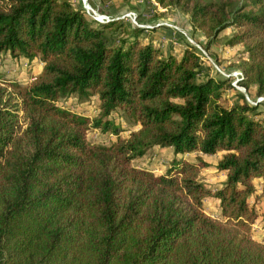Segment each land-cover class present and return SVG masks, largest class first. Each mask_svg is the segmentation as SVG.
I'll list each match as a JSON object with an SVG mask.
<instances>
[{"label": "trees", "instance_id": "16d2710c", "mask_svg": "<svg viewBox=\"0 0 264 264\" xmlns=\"http://www.w3.org/2000/svg\"><path fill=\"white\" fill-rule=\"evenodd\" d=\"M189 14L206 48L220 33L246 46L241 86L264 98V0H155ZM91 3V2H90ZM122 20L97 21L70 0H0V57L45 62L36 81H0V264H264V243L249 232L254 179L264 180V104H225L227 78L200 79V50L178 57ZM112 30V31H111ZM97 94L90 118L58 102ZM139 124L127 138L114 114ZM99 129L117 138L88 139ZM175 155L224 151L213 189L210 164L175 157L164 174L134 166L153 147ZM264 194V184H263ZM219 201L225 220L208 215Z\"/></svg>", "mask_w": 264, "mask_h": 264}, {"label": "rangeland", "instance_id": "374dc122", "mask_svg": "<svg viewBox=\"0 0 264 264\" xmlns=\"http://www.w3.org/2000/svg\"><path fill=\"white\" fill-rule=\"evenodd\" d=\"M70 1L77 7H83L86 14L87 9L85 6L91 2L92 5H89L97 15L109 16V19L100 22H107L112 19L122 20L124 25L117 30L113 29L115 35L112 39L117 43L119 42L118 38L127 36L125 30L141 27L145 29L140 36L141 43L151 42L165 54L173 53L180 57L186 48L190 46L198 48L203 67L200 79H204L208 75H214L227 78L232 85L225 89L224 99L226 105L230 106L243 101L240 93H244L251 104L264 102L262 96H257L256 85H250V92L244 86H241L240 82L244 76L241 65L247 60L248 53L243 43L233 46L228 43L230 37L238 31L236 28L230 27L222 31L216 42L207 49L208 39L204 32L195 30L191 24L189 14L183 12L180 8H167L158 4L155 0H87L86 5L84 0ZM87 16L91 17L88 14ZM44 66L45 62L39 58L29 61L24 57L3 54L0 57V81H15L28 85L37 80L43 72ZM58 104L90 118H95L100 114V100L97 94L86 100H79L76 96H70L61 99ZM255 114L264 122V104L260 105ZM114 118L124 128L120 134L123 138H127L132 131L138 130L140 127L139 124L127 119L120 110L114 114ZM116 138V135L104 133L99 129L91 128L88 131V139L92 142L108 145ZM223 154L224 151H219L213 155L196 151L175 155L171 147L155 146L146 155L133 160L132 163L134 166L147 168L153 170L157 175H161L166 172L175 157L197 162L198 157L201 156L210 165L201 169L200 177L202 181L216 189L221 186L227 176L226 172L219 171L216 168ZM254 184L257 192L250 203L259 213V217L251 224L249 235L253 239L264 243V180L256 178ZM204 209L208 215L225 220L219 210L218 200L207 198L204 201Z\"/></svg>", "mask_w": 264, "mask_h": 264}, {"label": "built area", "instance_id": "2783aa9c", "mask_svg": "<svg viewBox=\"0 0 264 264\" xmlns=\"http://www.w3.org/2000/svg\"><path fill=\"white\" fill-rule=\"evenodd\" d=\"M84 3L86 5V1ZM85 8L87 9L86 10L87 14L90 15L93 19H95L97 21H104L105 19H109V16H106V15H100L99 16V15H97L89 4H87L85 6ZM135 19H136V17H135Z\"/></svg>", "mask_w": 264, "mask_h": 264}, {"label": "crops", "instance_id": "0c3cea01", "mask_svg": "<svg viewBox=\"0 0 264 264\" xmlns=\"http://www.w3.org/2000/svg\"><path fill=\"white\" fill-rule=\"evenodd\" d=\"M87 1V0H86ZM90 5H92L91 3H89ZM150 7V6H149ZM153 7H154V5H153ZM152 8V7H151ZM159 29H161V28H159Z\"/></svg>", "mask_w": 264, "mask_h": 264}, {"label": "water", "instance_id": "95a60500", "mask_svg": "<svg viewBox=\"0 0 264 264\" xmlns=\"http://www.w3.org/2000/svg\"><path fill=\"white\" fill-rule=\"evenodd\" d=\"M84 1H86V0H84Z\"/></svg>", "mask_w": 264, "mask_h": 264}]
</instances>
